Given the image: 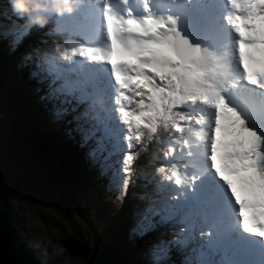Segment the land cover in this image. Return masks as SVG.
<instances>
[{
  "label": "snow or ice",
  "instance_id": "1",
  "mask_svg": "<svg viewBox=\"0 0 264 264\" xmlns=\"http://www.w3.org/2000/svg\"><path fill=\"white\" fill-rule=\"evenodd\" d=\"M118 2L114 7L111 0H89L98 6L100 22L92 26L85 17L80 32L85 43L72 41L60 52L67 60L87 62L92 74L91 91L79 87V80L62 85L69 93L80 92L81 103L92 100L83 117H89L97 103L105 113L91 117L97 123L83 142L99 136L89 155L103 151L105 141L122 133L117 113L127 126L124 138L129 148L133 140H141L144 130L151 139L169 122L182 134L187 125L190 136L180 149L185 162L159 171L177 186L196 188L185 203L172 207L174 215L183 214L189 228L180 240L153 245V264H164L173 245L188 249L184 264H264V0H223L222 11L215 0ZM53 15L64 14L49 13ZM12 17L16 22L0 24V37L10 36L11 45L17 47L32 28L18 23L25 17L14 12ZM108 65L105 82L97 69ZM133 101L139 111L132 109ZM181 107L187 112L174 113ZM176 143L180 141L173 142L166 156L175 153ZM135 158L125 157V172ZM197 180L199 184L193 185ZM201 205L205 207L200 212L191 211ZM228 208L244 233L260 239L240 234L235 224L227 222ZM201 225L210 233L197 241L194 233ZM155 226L146 214L135 231L143 236ZM256 252L258 261L246 258Z\"/></svg>",
  "mask_w": 264,
  "mask_h": 264
},
{
  "label": "rangeland",
  "instance_id": "2",
  "mask_svg": "<svg viewBox=\"0 0 264 264\" xmlns=\"http://www.w3.org/2000/svg\"><path fill=\"white\" fill-rule=\"evenodd\" d=\"M6 9L11 11V7H6ZM26 19L27 17L18 21V23L24 24ZM13 22H16L15 18ZM63 26L60 21L57 24L50 25L49 30H46L45 27L31 26L32 30L29 37L18 47L37 48L38 46L33 40L38 39L42 43L41 48H44L45 54L46 47L53 37L62 38ZM8 54L11 55L10 52ZM19 62L21 61L19 60ZM49 64H52L49 58L45 59V56L41 55L35 56V69L45 70L50 77H53L54 74L49 72L47 68ZM17 70H20V68H17ZM33 82L37 83L36 86H39V81L32 80L31 84ZM52 86L61 91L63 90L62 85L56 81L52 83ZM28 89L35 91L34 88ZM72 96L78 98V100L73 101L76 106L74 111L78 112V118L74 122L68 138L63 135L62 137L65 140L68 139L78 148L83 133V124H87L91 120L89 126L96 125V120L91 117L95 115L97 110L90 111L89 117H83L82 114L89 110L92 105L85 102L81 103L79 101L80 93L78 92L72 94ZM51 104L52 102H50ZM21 128L25 129V125L23 119L18 116L15 121L9 123V133L5 140L2 139L3 128L0 132V185L3 186L2 180L7 179L8 182H11L9 185L11 190L10 202L21 211L20 228L23 227L24 230L21 234L23 240L25 242L33 240L38 244V248L45 249V252L41 251L44 257L42 260L34 256L39 262L49 260L51 264H95L94 255L97 248H99L102 237H104L105 228L102 223L105 219H102L98 210L102 211L107 217L113 218V220L118 219L120 216L124 219L128 202L121 207L114 206L113 202L114 198L122 193L124 186L121 183L123 180L117 177L111 181L112 183H109L106 179L97 177L98 181L93 183L91 179L93 170L86 168L80 174L83 177L81 183L70 184L69 181L63 179L64 176H71L70 167L76 157L66 164L67 168L64 166V173H58L54 170L60 164L59 161L53 163L56 157L65 152L62 138L58 140L57 145H53L52 150L45 149V152L42 153L40 150L42 149L41 145L38 148L36 142L30 138L26 139ZM144 131L143 138L149 140L147 131ZM5 153L8 155H4ZM114 175V172H109L107 177H114ZM86 180L89 181L90 187L86 190H80V186L84 185ZM141 182L145 183L146 194L141 202L136 205L135 213L140 219L146 215L145 209L149 213L153 210L157 213L156 208L163 205V200H167V193L158 183L155 170L150 169V159L141 165ZM23 190L26 192L24 193ZM40 195L47 201L41 200ZM150 218L155 222V227L158 230L160 223L155 218L151 216ZM12 224L14 225L15 222L12 221ZM111 225L112 230L116 231V225ZM163 230L165 232L186 234V231L181 227H166ZM150 233L152 234L151 231L147 234ZM71 236L82 243L83 241L86 242L88 248L87 252L77 257L76 260L72 259L65 247L59 243V239H67ZM17 238L20 240L18 230ZM72 247H75V244H72ZM141 252H146L144 247L136 251V253ZM246 258H249V256Z\"/></svg>",
  "mask_w": 264,
  "mask_h": 264
},
{
  "label": "trees",
  "instance_id": "3",
  "mask_svg": "<svg viewBox=\"0 0 264 264\" xmlns=\"http://www.w3.org/2000/svg\"><path fill=\"white\" fill-rule=\"evenodd\" d=\"M8 4V3H7ZM6 4H0V24L10 25L13 23L14 18L12 15L7 17H12L11 20H5L3 17V10L5 9ZM3 17V18H2ZM11 37L0 38V132L3 128L2 139L9 133V123L15 121L18 116L23 119L25 129L21 128V131L26 139H31L37 143V147L41 145V152L44 153L46 150H52L53 145H57L58 140L62 138L63 144L65 146V152L59 154L56 157L53 163L60 162L57 169H54L55 172L64 173L66 164L71 162L74 157L75 161L70 167L71 176H64L63 180H67L70 184L81 183L82 176L81 172L89 168L93 170L91 179L94 182L98 181V170L93 167L89 162L88 151L85 149H80L73 145L68 139L65 140L63 136L68 138L69 127L63 125L62 123L66 121L65 118L59 121H53L49 116L48 110L46 107L52 101L53 95L51 92L44 90L43 86L32 82V80H37L33 76V70L28 68L32 59L37 56H45L44 48L40 53L38 48L30 50L29 48H24V52H30L28 61L24 66H20L18 52L11 55L8 54L7 45H10ZM33 42L39 47L41 46V41L38 39L33 40ZM49 58V57H46ZM20 68V70H17ZM28 88H34L35 91ZM64 96V95H63ZM65 126V127H63ZM160 136V132H158ZM152 150L154 157L151 159L150 169L155 170V159L160 162L163 158L167 159L168 156L164 149V146L161 144V137L156 138L152 137ZM8 155V154H4ZM143 162H146L148 155L140 157ZM87 163V164H86ZM62 167V168H61ZM60 169V170H59ZM140 168L134 167L130 172L128 177L123 182V190L120 194V197L123 198L126 194L133 195V200L130 198L128 203L131 201L133 203L140 202V197L143 196V192L140 191ZM98 177V178H97ZM117 177L121 178L118 174H115L114 177H107L106 181L112 183L111 181ZM122 179V178H121ZM62 181V180H61ZM0 185V209L6 211L10 216L11 221L15 222L14 226L17 228L20 236L18 243H20L21 248L25 254H31L37 257L39 260L43 257V252L45 249L38 248L37 243L33 240L25 242L23 236L21 235L24 230L23 227L20 228V222L22 220L21 211L18 210L13 203L10 202L11 190L9 185L11 182L1 181ZM90 187L89 181H85L84 185L80 186V190H86ZM66 188V187H65ZM27 190V189H25ZM25 193L26 191L23 190ZM49 197V196H48ZM50 198V197H49ZM41 200L47 201L42 195H40ZM132 205V203H130ZM145 212L148 215L156 216L157 213L153 210L151 213L145 209ZM104 228V237H102L99 248H97L94 255L95 264H151L146 262L143 257L136 255L137 249L142 247H150L151 242L147 238H140L141 236H136V231L133 227L134 219L137 217L133 209L127 205L124 219L121 216L118 219L113 220V218L107 217L103 212L101 214ZM116 225V231L112 230V225ZM146 236V235H143ZM72 237V236H71ZM39 243V241H38ZM43 251V252H41ZM41 264H51L49 260H43Z\"/></svg>",
  "mask_w": 264,
  "mask_h": 264
},
{
  "label": "water",
  "instance_id": "4",
  "mask_svg": "<svg viewBox=\"0 0 264 264\" xmlns=\"http://www.w3.org/2000/svg\"><path fill=\"white\" fill-rule=\"evenodd\" d=\"M71 239L65 241L62 238L59 239V243L65 247L68 255L76 260L72 244H75L79 250H86L87 246H81L80 243L73 242ZM0 264H41L33 255L24 253L18 243L17 229L12 224L9 215L2 209H0Z\"/></svg>",
  "mask_w": 264,
  "mask_h": 264
},
{
  "label": "clouds",
  "instance_id": "5",
  "mask_svg": "<svg viewBox=\"0 0 264 264\" xmlns=\"http://www.w3.org/2000/svg\"><path fill=\"white\" fill-rule=\"evenodd\" d=\"M12 12L27 17L28 26L44 27L49 23V13L62 14L68 0H9Z\"/></svg>",
  "mask_w": 264,
  "mask_h": 264
},
{
  "label": "bare ground",
  "instance_id": "6",
  "mask_svg": "<svg viewBox=\"0 0 264 264\" xmlns=\"http://www.w3.org/2000/svg\"><path fill=\"white\" fill-rule=\"evenodd\" d=\"M69 238H72L71 240L73 241V242H78V243H80V245L82 246V245H85L86 246V243L85 242H80L79 240H77V238H74V237H68L67 239H63V240H69ZM77 240V241H76ZM73 251H74V253H73V255L75 256V257H79V256H81V255H83V254H85L86 252H87V247H86V250H79L77 247H74V249H72ZM142 250V249H141Z\"/></svg>",
  "mask_w": 264,
  "mask_h": 264
}]
</instances>
